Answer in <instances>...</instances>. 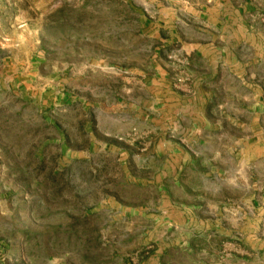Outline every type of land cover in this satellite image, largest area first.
Segmentation results:
<instances>
[{
  "label": "rangeland",
  "instance_id": "obj_1",
  "mask_svg": "<svg viewBox=\"0 0 264 264\" xmlns=\"http://www.w3.org/2000/svg\"><path fill=\"white\" fill-rule=\"evenodd\" d=\"M183 1L0 0V264H264V152L236 105L207 106L223 137L168 131L194 163L158 175L154 54L173 65L142 20Z\"/></svg>",
  "mask_w": 264,
  "mask_h": 264
},
{
  "label": "crops",
  "instance_id": "obj_2",
  "mask_svg": "<svg viewBox=\"0 0 264 264\" xmlns=\"http://www.w3.org/2000/svg\"><path fill=\"white\" fill-rule=\"evenodd\" d=\"M142 25L156 42L170 48L166 58L173 65L161 59L160 49L154 54L159 75L154 78L159 85L155 104L161 106L152 116L158 122L153 152L162 166L161 181L168 174L163 169L176 172L194 163L167 138L168 131L188 138L224 136L228 118L224 111L212 118L209 105H236L232 114L237 124L256 138L254 149L264 152V0H184L164 5ZM167 73L175 75L177 84L172 86ZM131 119L143 122L145 116L136 113ZM111 142L112 152L126 151L119 136L112 135ZM220 173L225 174L223 169Z\"/></svg>",
  "mask_w": 264,
  "mask_h": 264
}]
</instances>
